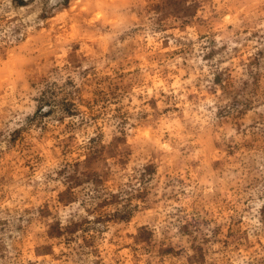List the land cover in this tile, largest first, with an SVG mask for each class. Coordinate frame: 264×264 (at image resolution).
<instances>
[{
  "label": "rangeland",
  "instance_id": "1",
  "mask_svg": "<svg viewBox=\"0 0 264 264\" xmlns=\"http://www.w3.org/2000/svg\"><path fill=\"white\" fill-rule=\"evenodd\" d=\"M0 264H264V0H0Z\"/></svg>",
  "mask_w": 264,
  "mask_h": 264
}]
</instances>
